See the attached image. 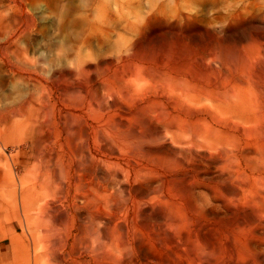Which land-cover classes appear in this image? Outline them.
<instances>
[{
    "label": "rangeland",
    "instance_id": "obj_1",
    "mask_svg": "<svg viewBox=\"0 0 264 264\" xmlns=\"http://www.w3.org/2000/svg\"><path fill=\"white\" fill-rule=\"evenodd\" d=\"M0 264H264V0H0Z\"/></svg>",
    "mask_w": 264,
    "mask_h": 264
},
{
    "label": "bare ground",
    "instance_id": "obj_2",
    "mask_svg": "<svg viewBox=\"0 0 264 264\" xmlns=\"http://www.w3.org/2000/svg\"><path fill=\"white\" fill-rule=\"evenodd\" d=\"M96 177V176H95ZM107 180V179H106ZM104 185V184H103ZM95 212V211H94ZM112 212V211H111ZM118 212V211H117ZM113 214V213H112ZM51 215V214H50ZM108 217V216H107ZM63 219V218H62ZM103 219V218H102ZM108 226V225H107ZM99 228V227H98ZM99 234V236H101V237H103V238H105V234L103 233V232H99L98 233ZM114 236V235H113ZM52 250V249H51Z\"/></svg>",
    "mask_w": 264,
    "mask_h": 264
}]
</instances>
